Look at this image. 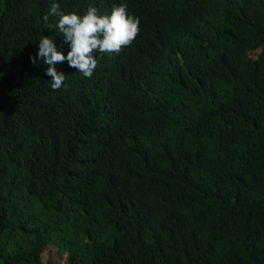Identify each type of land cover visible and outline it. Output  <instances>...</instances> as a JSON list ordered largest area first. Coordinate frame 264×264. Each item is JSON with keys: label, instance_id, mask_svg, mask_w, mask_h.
<instances>
[{"label": "trees", "instance_id": "1", "mask_svg": "<svg viewBox=\"0 0 264 264\" xmlns=\"http://www.w3.org/2000/svg\"><path fill=\"white\" fill-rule=\"evenodd\" d=\"M53 3L139 32L53 90ZM53 259L264 264V0H0V264Z\"/></svg>", "mask_w": 264, "mask_h": 264}, {"label": "clouds", "instance_id": "2", "mask_svg": "<svg viewBox=\"0 0 264 264\" xmlns=\"http://www.w3.org/2000/svg\"><path fill=\"white\" fill-rule=\"evenodd\" d=\"M49 14L59 19L55 25L48 24V28L58 29L70 45L65 56L49 36L44 35L39 40L37 55L48 65L46 75L51 77L53 90L60 89L65 80V74L56 69L58 63L67 61L70 67L91 78L97 66L96 53H119L122 47L131 45L139 32L140 21L128 14L125 4L114 6L110 15H98L95 7H89L81 16L76 12H61L59 5L53 3ZM48 19L46 14L45 22ZM30 60L37 63L36 57Z\"/></svg>", "mask_w": 264, "mask_h": 264}, {"label": "rangeland", "instance_id": "3", "mask_svg": "<svg viewBox=\"0 0 264 264\" xmlns=\"http://www.w3.org/2000/svg\"><path fill=\"white\" fill-rule=\"evenodd\" d=\"M45 264H50V261H46V262H44ZM51 264H57L56 262H55V260L53 259V260H51ZM58 264H65V263H62V262H59Z\"/></svg>", "mask_w": 264, "mask_h": 264}]
</instances>
